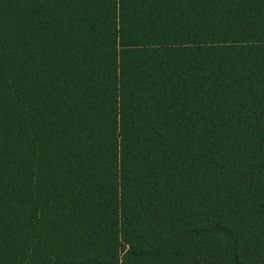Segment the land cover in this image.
I'll return each instance as SVG.
<instances>
[{"label": "trees", "instance_id": "trees-1", "mask_svg": "<svg viewBox=\"0 0 264 264\" xmlns=\"http://www.w3.org/2000/svg\"><path fill=\"white\" fill-rule=\"evenodd\" d=\"M0 264H264V0H0Z\"/></svg>", "mask_w": 264, "mask_h": 264}]
</instances>
